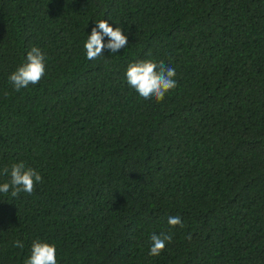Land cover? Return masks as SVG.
Instances as JSON below:
<instances>
[{
	"label": "trees",
	"instance_id": "1",
	"mask_svg": "<svg viewBox=\"0 0 264 264\" xmlns=\"http://www.w3.org/2000/svg\"><path fill=\"white\" fill-rule=\"evenodd\" d=\"M101 19L128 46L89 60ZM33 46L46 74L16 91ZM139 60L176 70L162 102L128 85ZM20 161L42 182L0 193V264L36 239L58 264H264V0H0V183Z\"/></svg>",
	"mask_w": 264,
	"mask_h": 264
},
{
	"label": "clouds",
	"instance_id": "2",
	"mask_svg": "<svg viewBox=\"0 0 264 264\" xmlns=\"http://www.w3.org/2000/svg\"><path fill=\"white\" fill-rule=\"evenodd\" d=\"M107 37V42H105ZM128 46V36L121 26L113 27L107 19H101L92 27L83 47L89 60L104 56V50L117 53ZM47 71L46 56L36 46L27 52L26 62L17 67L8 79L16 91L36 85L43 79ZM126 81L145 101L154 100L159 103L165 95L177 87L176 70L160 61L139 60L130 63L126 68ZM7 95V93H5ZM0 174L9 175V169L5 167ZM39 182H42L41 174L31 167H27L23 161L13 163L10 169V179L0 183V193H10L12 197H18L20 193L31 194L35 191ZM168 224L175 227H183L182 218L179 215L169 216ZM191 237L189 236V239ZM171 233H153L150 237L151 247L149 255L159 256L166 244L171 242ZM13 247L23 248L20 240L13 242ZM24 264H58L57 250L53 243L36 239L31 246V254Z\"/></svg>",
	"mask_w": 264,
	"mask_h": 264
}]
</instances>
